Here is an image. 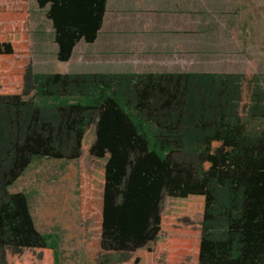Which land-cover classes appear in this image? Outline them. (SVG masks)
Wrapping results in <instances>:
<instances>
[{"label":"trees","instance_id":"trees-1","mask_svg":"<svg viewBox=\"0 0 264 264\" xmlns=\"http://www.w3.org/2000/svg\"><path fill=\"white\" fill-rule=\"evenodd\" d=\"M35 2L55 51L30 93L32 10L22 1L0 11V264L25 250L60 264V235L38 231L27 194L10 191L40 161L76 166L97 223L96 251L85 249L92 264H264V78L224 69L243 51L237 10L226 0L159 5L156 50L196 55L187 73L78 76L56 65L98 40L109 0ZM113 253L127 256L99 262Z\"/></svg>","mask_w":264,"mask_h":264},{"label":"rangeland","instance_id":"rangeland-1","mask_svg":"<svg viewBox=\"0 0 264 264\" xmlns=\"http://www.w3.org/2000/svg\"><path fill=\"white\" fill-rule=\"evenodd\" d=\"M25 1L32 10L30 23L31 58L28 63V87L32 75L48 71L54 64L55 44L50 22L40 10L35 0H0V11L18 8ZM237 10V40L243 50L239 56H232V62L224 63L226 71L261 75L264 78V0H226ZM111 8V7H109ZM111 12V10H110ZM109 12V13H110ZM114 12V11H113ZM112 12V13H113ZM140 18L129 17L118 11L115 16L108 15L102 35L92 48L79 44L70 61L57 63V69L65 75L85 76L88 72L103 75L107 71L122 75L128 71L140 75L146 71H165L168 73H187L197 63L196 55H177L167 53L155 55L139 32ZM239 52V50H237ZM217 66V64H214ZM22 75L19 74V78ZM12 84V85H10ZM12 89L21 87L19 83H10ZM64 94L72 98L73 91ZM246 101L253 90L245 87ZM31 101L40 104L49 103L43 98L32 97ZM176 160L194 163L195 157L177 154ZM11 192H24L30 199L31 211L38 231L56 232L60 235V264H92L86 255L87 244L91 246V255L98 246L97 223L86 217V203L82 190L77 186L76 166L57 161H40L20 178ZM187 220H183V222ZM198 221H195L196 223ZM86 252V253H85ZM126 254L113 253L101 255L100 263L121 261ZM42 254L23 251L18 256L8 253L9 264H39ZM4 261H2L3 263ZM4 264V263H3Z\"/></svg>","mask_w":264,"mask_h":264},{"label":"crops","instance_id":"crops-1","mask_svg":"<svg viewBox=\"0 0 264 264\" xmlns=\"http://www.w3.org/2000/svg\"><path fill=\"white\" fill-rule=\"evenodd\" d=\"M159 5H163L165 9H170V10L174 9V7L176 6H181V8L184 9V7L187 6V0H109L106 17H105L103 28L101 30L99 38L102 35H106V36L110 35L109 31H107V33L104 34L105 28L109 30L112 29L110 25L105 26L106 20L108 19V15L115 16L118 11H122V13H124L125 15L129 17L138 16L140 18L139 32L143 36V39L145 40V42L148 44L149 51L159 56L162 54H167V53L168 54L173 53V54L180 55L178 53L168 51V50L164 52H158L156 50L158 42L157 40H154L153 37L151 36V28L153 26V23H152V20H153L152 18L154 16L153 13L159 10V8L161 7ZM95 43L93 45H86V46H88L89 48H92L95 45ZM128 72H131V71H128ZM107 73H113V72L107 71Z\"/></svg>","mask_w":264,"mask_h":264}]
</instances>
